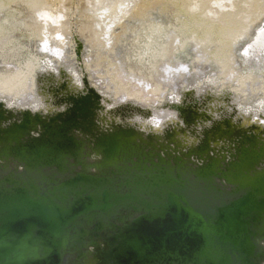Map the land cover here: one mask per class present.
<instances>
[{
    "label": "water",
    "instance_id": "water-1",
    "mask_svg": "<svg viewBox=\"0 0 264 264\" xmlns=\"http://www.w3.org/2000/svg\"><path fill=\"white\" fill-rule=\"evenodd\" d=\"M80 76L52 111L0 100V264H264V127L202 93L144 132Z\"/></svg>",
    "mask_w": 264,
    "mask_h": 264
},
{
    "label": "rangeland",
    "instance_id": "rangeland-1",
    "mask_svg": "<svg viewBox=\"0 0 264 264\" xmlns=\"http://www.w3.org/2000/svg\"><path fill=\"white\" fill-rule=\"evenodd\" d=\"M83 70L107 108L149 109L126 119L144 131L185 91L264 126V0H0V100L36 108L49 76L79 87Z\"/></svg>",
    "mask_w": 264,
    "mask_h": 264
},
{
    "label": "bare ground",
    "instance_id": "bare-ground-1",
    "mask_svg": "<svg viewBox=\"0 0 264 264\" xmlns=\"http://www.w3.org/2000/svg\"><path fill=\"white\" fill-rule=\"evenodd\" d=\"M76 54H77V52H76ZM52 77V78H51ZM49 79V80H48ZM54 78H53V76H49L48 78H47V80L48 81H50L51 82V84H49V85H47V88H45L46 89V92H47V94H49V95H51V97L50 96H39L38 97V100H36V104H37V106H36V108H31V110H38V111H42V112H48V111H52L53 109H54V105H53V103L51 102V100H52V98H53V95H52V92H53V89L56 87V86H58V84H61L63 81H66V88H65V90H70V91H74V90H78V89H81V87H82V84H81V86H79V87H70L69 85H68V83H70V80H67V78L66 79H64V80H62V81H60V82H56V83H53L52 81H54L53 80ZM19 83H20V80L18 81ZM8 85L9 86H11V84H10V82L8 83ZM16 88V87H15ZM18 93V92H17ZM208 95V94H207ZM193 98H195V96H194V94L191 92V91H185L184 92V95L182 96V99H180L179 101H177V102H171V103H177V104H182V103H184V102H190L191 100H193ZM214 98H215V96H213V95H211L210 94V96H209V98H208V100L206 99V103H205V105L201 108L202 110H206L207 112H209V114L212 116V117H219L220 116V111H224V113L226 112V113H228V112H231V111H227L225 108H223V106H219V105H216L215 106V108H214V110L212 109V108H209V106L207 105V102L208 101H210V102H213L214 101ZM6 104V103H5ZM7 105V104H6ZM169 105V108H171L170 107V105L171 104H168ZM8 106V105H7ZM9 107V106H8ZM9 108H11V109H14V110H21V109H17V108H13V107H9ZM173 111H175L176 112V110H174L173 108H171ZM210 109V110H209ZM233 109H235L236 110V108L235 107H232V110ZM113 110H115V108H113ZM144 112H145V114H144ZM141 115L142 116H148V115H150L151 114V111L149 110V109H147V110H145ZM122 113H129V109H127V108H125V109H120V110H117V111H113L112 112V116H113V118H118V120H120V116H121V114ZM225 113V114H226ZM133 116V115H132ZM132 116H128V117H126L125 119H128V118H130V117H132ZM235 119V118H234ZM106 120V119H105ZM242 120V119H241ZM178 123L179 124H181L180 123V118H178V116H177V114H176V120H174L173 122H169V123H167L165 126H175V127H178ZM200 124H201V122H200V120H198V121H196V123H195V125L196 126H198L199 128H201V126H200ZM204 125H206V123L204 122L203 123ZM241 124L244 126V127H246V126H249L250 124H255V123H253V122H251V123H249V124H245L243 121L241 122ZM256 125H258L259 127L258 128H263L264 126H260V124H256ZM164 128V127H163ZM163 128L160 130V131H152V130H149V131H151V132H162V130H163ZM177 130V129H176ZM142 131H144V130H142ZM144 132H148V131H144ZM181 138H183V140H185V142L187 143V144H190V143H192L193 142V139L191 138V137H189V136H185V135H182L181 136Z\"/></svg>",
    "mask_w": 264,
    "mask_h": 264
}]
</instances>
